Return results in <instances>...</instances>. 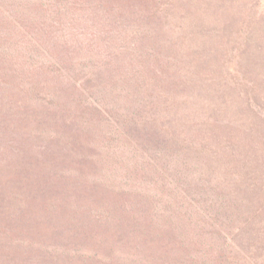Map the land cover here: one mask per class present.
Returning a JSON list of instances; mask_svg holds the SVG:
<instances>
[{
	"label": "trees",
	"instance_id": "16d2710c",
	"mask_svg": "<svg viewBox=\"0 0 264 264\" xmlns=\"http://www.w3.org/2000/svg\"><path fill=\"white\" fill-rule=\"evenodd\" d=\"M0 264H264V0H0Z\"/></svg>",
	"mask_w": 264,
	"mask_h": 264
}]
</instances>
